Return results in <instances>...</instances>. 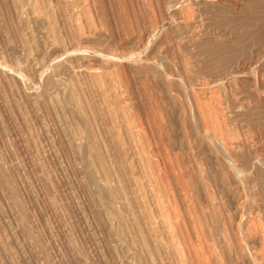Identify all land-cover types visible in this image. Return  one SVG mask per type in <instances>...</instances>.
Wrapping results in <instances>:
<instances>
[{
  "label": "rangeland",
  "instance_id": "1",
  "mask_svg": "<svg viewBox=\"0 0 264 264\" xmlns=\"http://www.w3.org/2000/svg\"><path fill=\"white\" fill-rule=\"evenodd\" d=\"M0 264H264V0H0Z\"/></svg>",
  "mask_w": 264,
  "mask_h": 264
},
{
  "label": "bare ground",
  "instance_id": "2",
  "mask_svg": "<svg viewBox=\"0 0 264 264\" xmlns=\"http://www.w3.org/2000/svg\"><path fill=\"white\" fill-rule=\"evenodd\" d=\"M213 123V122H212ZM213 125V124H212Z\"/></svg>",
  "mask_w": 264,
  "mask_h": 264
}]
</instances>
